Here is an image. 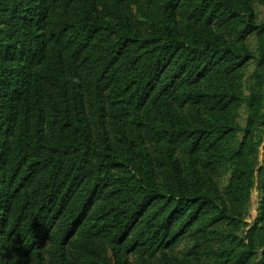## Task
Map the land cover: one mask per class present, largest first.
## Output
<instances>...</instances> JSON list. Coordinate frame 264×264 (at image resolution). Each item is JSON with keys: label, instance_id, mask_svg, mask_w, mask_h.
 Here are the masks:
<instances>
[{"label": "trees", "instance_id": "trees-1", "mask_svg": "<svg viewBox=\"0 0 264 264\" xmlns=\"http://www.w3.org/2000/svg\"><path fill=\"white\" fill-rule=\"evenodd\" d=\"M253 1L0 0V264H110L109 248L115 264H185L168 254L182 239L200 261L240 224L264 50L243 129L251 56L216 29L264 36ZM232 241L250 264L253 247Z\"/></svg>", "mask_w": 264, "mask_h": 264}, {"label": "rangeland", "instance_id": "rangeland-1", "mask_svg": "<svg viewBox=\"0 0 264 264\" xmlns=\"http://www.w3.org/2000/svg\"><path fill=\"white\" fill-rule=\"evenodd\" d=\"M253 3V9L256 13V21L258 23L264 22V1L255 0ZM136 13V8H133ZM245 18V15L242 14ZM233 27H218L216 29L217 34L224 36L234 42L235 46L240 49V52H244L246 49L251 58L244 66L239 76L238 91L241 105L234 111V122L240 127L245 128L249 121V99L255 90L256 79L255 76L260 73L262 68L259 65L261 60V54L264 50V36H258L251 34L246 39L241 40L239 38V32L243 30V26L240 28ZM218 86V84H217ZM264 100H262V110L257 118V132L262 137V144L257 150V162L255 164V172L253 176V185L250 187L247 193V200L243 205V214L240 219V224L237 226L234 223L223 224L218 229L221 233L218 236L217 241L213 242L209 251L202 257L200 261H195L188 256L189 252L195 246L196 240L192 237L182 239L175 245L174 249L168 252L172 261L177 263L182 262L185 264H234L237 259V254L242 250V246H236L238 242L232 240L241 241L242 244L249 243L254 253L249 263L257 264L264 260V227L261 221L262 218V205L264 201V190L262 189L263 178L260 174L262 168H264ZM242 129V130H243ZM243 131H240L237 135L238 142L243 139ZM214 181L217 183L219 189L224 194L231 180V171H222L219 174L213 175ZM110 264H115L113 257V249L109 248ZM128 264H145L144 260L138 255H131ZM191 260V261H190ZM152 264H164V262H157L158 258L151 261ZM147 264H149V262ZM32 264H36L32 260Z\"/></svg>", "mask_w": 264, "mask_h": 264}]
</instances>
